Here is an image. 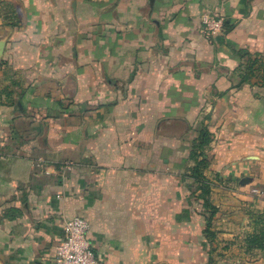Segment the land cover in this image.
<instances>
[{"label":"crops","instance_id":"0c3cea01","mask_svg":"<svg viewBox=\"0 0 264 264\" xmlns=\"http://www.w3.org/2000/svg\"><path fill=\"white\" fill-rule=\"evenodd\" d=\"M207 13L231 30L207 38ZM240 51L264 57V0H0V264H53L76 216L102 264H208L223 243L264 264L245 244L264 84L241 83ZM204 126L212 246L191 176Z\"/></svg>","mask_w":264,"mask_h":264},{"label":"trees","instance_id":"16d2710c","mask_svg":"<svg viewBox=\"0 0 264 264\" xmlns=\"http://www.w3.org/2000/svg\"><path fill=\"white\" fill-rule=\"evenodd\" d=\"M225 32L231 30V26L228 22L224 24ZM241 58H247L241 73V83H250L251 78L257 76V72L260 73V78L264 84V57L255 54L252 55L248 51H240ZM212 141L211 132L207 127H203L199 139L195 142L190 158L194 161L195 165L191 169V176L198 183V188L201 190L200 198L203 200L204 208L208 211L207 228L205 229V236L207 240L212 243L217 238L216 231L212 228V220L218 212V208L212 204L211 201V183L204 175L205 169L209 166V161L206 158V149ZM251 220L253 223V232L247 235L245 239L246 251L260 250L264 253V213H251ZM227 248V247H225ZM216 248L211 247L209 253V263L217 264L214 259V252Z\"/></svg>","mask_w":264,"mask_h":264},{"label":"built area","instance_id":"2783aa9c","mask_svg":"<svg viewBox=\"0 0 264 264\" xmlns=\"http://www.w3.org/2000/svg\"><path fill=\"white\" fill-rule=\"evenodd\" d=\"M224 24L223 16L207 13L203 18V33L207 38L218 36L223 33ZM257 193L264 198V190H258ZM89 230L90 223L86 218L76 216L67 220L53 264H102L89 240Z\"/></svg>","mask_w":264,"mask_h":264},{"label":"rangeland","instance_id":"374dc122","mask_svg":"<svg viewBox=\"0 0 264 264\" xmlns=\"http://www.w3.org/2000/svg\"><path fill=\"white\" fill-rule=\"evenodd\" d=\"M253 226L252 220H251V227ZM246 239V238H245ZM228 243H223L221 245H219L218 247L220 248V250L215 251L214 254V259L216 260H220L221 258L224 257L228 258L226 260H233L234 264L239 263L238 261H245L246 263H253L254 262V257L253 255H241V253H237V252H229L227 251V249L225 247H227ZM243 253V252H242ZM247 254H249L248 252H246ZM245 264V263H244Z\"/></svg>","mask_w":264,"mask_h":264}]
</instances>
